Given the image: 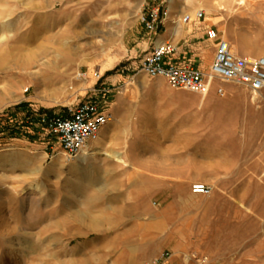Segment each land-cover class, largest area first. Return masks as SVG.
I'll use <instances>...</instances> for the list:
<instances>
[{
  "label": "rangeland",
  "instance_id": "1",
  "mask_svg": "<svg viewBox=\"0 0 264 264\" xmlns=\"http://www.w3.org/2000/svg\"><path fill=\"white\" fill-rule=\"evenodd\" d=\"M170 1L0 0V122L19 131L0 132V264H135L150 248L148 218L162 211L173 221L186 200L197 201L216 236L215 254L203 241L205 253L184 264H264V92L215 82L202 101L141 70L163 34L146 28L144 13L159 7L175 26L203 10L201 20L214 21L240 55L259 56L264 0H174L168 15ZM67 31L76 58L38 84L32 73L55 56H39V47ZM93 87L108 91L113 119L103 150L77 164L34 124L77 106ZM198 183L211 193L193 196Z\"/></svg>",
  "mask_w": 264,
  "mask_h": 264
},
{
  "label": "built area",
  "instance_id": "2",
  "mask_svg": "<svg viewBox=\"0 0 264 264\" xmlns=\"http://www.w3.org/2000/svg\"><path fill=\"white\" fill-rule=\"evenodd\" d=\"M205 12L198 10L194 18L202 19ZM159 7L142 15V22L151 33H157L164 21ZM192 20L187 14L184 23ZM206 40L214 45V58L209 69L204 71L185 57L177 56L178 46L171 41L157 43L144 56L141 70L149 77H161L170 87L196 93L207 94L215 82L235 83L253 93L264 92V55H240L230 40L215 26L205 31ZM86 78L87 74L79 72ZM99 80L102 75L95 74ZM216 93L225 95L222 85L216 87ZM90 95L77 106L63 113H43L39 115L35 127L55 138L68 158L78 156L85 148L101 139V134L113 119L108 92L101 87L90 89ZM192 192L208 195L211 188L205 183L192 186ZM168 258V255H166ZM162 258L154 259L151 264H162Z\"/></svg>",
  "mask_w": 264,
  "mask_h": 264
},
{
  "label": "crops",
  "instance_id": "3",
  "mask_svg": "<svg viewBox=\"0 0 264 264\" xmlns=\"http://www.w3.org/2000/svg\"><path fill=\"white\" fill-rule=\"evenodd\" d=\"M213 24L214 21L212 20H201L193 17L192 20L183 23L182 27L177 29L176 25L173 26L164 20L159 26V30L163 34L154 43L171 41L177 44V56L185 57L199 69L206 71L213 61L215 49L210 53V63L207 65V62H202L204 44H210L214 47L212 43L206 40L205 31L208 27L214 26ZM106 129L107 127L104 131ZM191 194L193 196L202 195L193 192ZM183 204L182 208L185 210L182 209L180 213H177L173 221L169 222L162 211L159 212L158 216L153 215L148 218L144 228L149 232L150 248L134 257L135 264H151L154 259L158 258L164 260L162 264H184L205 253L203 248L205 245L208 248L206 253L215 254V252L210 251L211 247L215 245L214 224L211 223L208 226L203 217L201 218L203 216L202 207L197 204L196 200H186ZM203 241L207 244L204 245ZM246 241L245 238V249ZM244 255L246 256V253Z\"/></svg>",
  "mask_w": 264,
  "mask_h": 264
},
{
  "label": "bare ground",
  "instance_id": "4",
  "mask_svg": "<svg viewBox=\"0 0 264 264\" xmlns=\"http://www.w3.org/2000/svg\"><path fill=\"white\" fill-rule=\"evenodd\" d=\"M174 0H171L170 3V7L168 9V15L170 14L171 10H172V4H173ZM261 5V4H260ZM264 4H262L263 6ZM15 23V22H14ZM13 22H5L3 23L7 28L12 27V25L14 24ZM184 21L183 18H178L175 21V25L176 28L179 29L182 27ZM93 29H91V33H99V30L95 27H92ZM69 31L63 33V34H59L58 38L56 39V41H51L48 45H46L45 47H39L38 51H40L39 56H44V57H48V55L54 53L55 56L54 59L50 60V61H46L43 64V68L41 69L40 72H36V73H32V77H34L35 81L38 84H42V83H49L51 81V78L53 76L54 73L57 72V63H60L61 61L64 62H72L74 61V59L77 56V51L76 48L72 47V44L69 42ZM90 32V30H89ZM62 33V32H60ZM52 40V39H51ZM49 41H47L48 43ZM232 44V43H231ZM235 46V45H234ZM239 53V52H238ZM30 58L33 59V61H35V58L38 56L36 55V53L29 54ZM28 57V56H27ZM30 62V61H29ZM74 63V62H73ZM59 67V66H58ZM98 73L100 75H102V73L100 72V70H98ZM96 72L94 73V77ZM30 77V76H29ZM209 93V92H208ZM207 94H204L202 96V101L207 97ZM108 128V126H107ZM108 132V130H107ZM156 137L155 134L151 135V138ZM104 138H101L100 140L92 143L91 145H89L87 148H85L79 155H78V161L77 164L79 163H84L85 160L88 159L89 156H96L98 153H100L101 150H103V143H104ZM109 156L115 158L118 162H122L124 163L125 160L123 159L122 155L120 153H112L109 154ZM75 168L78 167V165L74 164ZM91 178V177H89ZM24 258L23 256H18L17 260L15 261L16 263H18V261H22L23 262ZM8 264H13L12 262H9Z\"/></svg>",
  "mask_w": 264,
  "mask_h": 264
},
{
  "label": "trees",
  "instance_id": "5",
  "mask_svg": "<svg viewBox=\"0 0 264 264\" xmlns=\"http://www.w3.org/2000/svg\"><path fill=\"white\" fill-rule=\"evenodd\" d=\"M20 105L19 107H21ZM2 121V120H0ZM3 128V129H1ZM0 132H6L7 135L14 136L15 134L19 133L18 128L16 125H12L9 122L6 123V126H2L0 122Z\"/></svg>",
  "mask_w": 264,
  "mask_h": 264
}]
</instances>
